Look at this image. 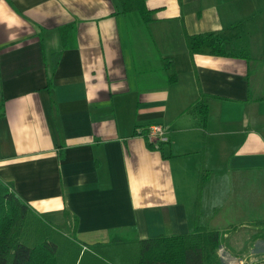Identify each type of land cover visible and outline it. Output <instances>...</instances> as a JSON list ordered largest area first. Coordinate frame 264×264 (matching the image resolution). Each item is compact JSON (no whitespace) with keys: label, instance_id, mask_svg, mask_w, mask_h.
<instances>
[{"label":"crops","instance_id":"1","mask_svg":"<svg viewBox=\"0 0 264 264\" xmlns=\"http://www.w3.org/2000/svg\"><path fill=\"white\" fill-rule=\"evenodd\" d=\"M120 1L0 0V179L94 244L191 232L203 168L199 224L216 230L243 211L229 203L235 186L251 180L257 193L253 178L264 182V31L245 28L258 0H145L147 24L123 14ZM240 22L235 45L248 60L188 54L185 34ZM67 26L65 46L59 30ZM201 94L213 97L204 128ZM152 125L168 129L159 149L139 135ZM260 197L256 222L264 221ZM236 255L218 250L223 264L264 263Z\"/></svg>","mask_w":264,"mask_h":264},{"label":"trees","instance_id":"2","mask_svg":"<svg viewBox=\"0 0 264 264\" xmlns=\"http://www.w3.org/2000/svg\"><path fill=\"white\" fill-rule=\"evenodd\" d=\"M120 5L123 14H138L145 24L151 21L145 0H121ZM242 25L240 22L223 30L185 34L186 50L191 57L204 55L248 60L247 50L235 45L242 39ZM70 27L59 30L64 45L66 33L72 30ZM161 68L168 81L175 83L177 77L172 61L162 60ZM48 86H51V78ZM212 99V96L201 94L196 102L202 128ZM146 129L139 132L144 139ZM148 147L153 149L149 144ZM208 177L209 173L201 168L195 225L191 232L148 239L117 236L94 244L77 239L75 222L69 227L49 222L16 192L11 182L0 179V264H223L217 253L221 237L231 230L221 232L199 224L200 203L197 200ZM65 215L68 217L67 213Z\"/></svg>","mask_w":264,"mask_h":264},{"label":"rangeland","instance_id":"3","mask_svg":"<svg viewBox=\"0 0 264 264\" xmlns=\"http://www.w3.org/2000/svg\"><path fill=\"white\" fill-rule=\"evenodd\" d=\"M255 6L257 8L256 10V20L252 23H248L246 25L247 31H254L255 33H260L264 31V0H258L257 4L255 3ZM244 49H246L244 46L240 45ZM251 61V69L256 67L257 69L260 68V63ZM251 175V174H250ZM254 179V184L257 186L255 189H257V193L253 192V187L251 186V180H249L250 185H247L246 188L239 190L235 186V192L233 193V189L229 188L226 191V196H228V193L232 192L231 200L229 201L230 206H237L238 210L243 209L242 212H240L235 219H229L228 217L222 218L221 220H218L219 217H217L215 222V229L221 232L227 231L230 229L225 237H221V244H223L229 251H232L238 255L237 257L246 260L248 258L252 257H264V221L261 220L259 222H256V217H260V215H256V205L254 204L257 196L259 198V205H260V194L263 198L264 203V182L262 186V177L258 176L257 180ZM264 179V177H263ZM217 182V180H216ZM261 188V190H260ZM203 189V188H202ZM197 198V186H196V195ZM196 201V199H195ZM197 203H202V190H201V197L197 200ZM254 204V205H253ZM255 207V208H254ZM227 213L230 211L229 208L225 210ZM200 218H201V210L199 209ZM220 216V215H219ZM254 217V218H253ZM260 219H263L261 216ZM205 222V220L203 219ZM201 226H204L208 229H211L212 226L206 223L201 224ZM212 230V229H211ZM132 236L128 237L131 238ZM218 254V253H217ZM263 259H258L255 264L260 262ZM246 264H253L250 262H246ZM264 264V263H263Z\"/></svg>","mask_w":264,"mask_h":264},{"label":"built area","instance_id":"4","mask_svg":"<svg viewBox=\"0 0 264 264\" xmlns=\"http://www.w3.org/2000/svg\"><path fill=\"white\" fill-rule=\"evenodd\" d=\"M145 137L147 144L151 145L154 149H159L161 146L169 143L168 129L163 125L148 127Z\"/></svg>","mask_w":264,"mask_h":264}]
</instances>
